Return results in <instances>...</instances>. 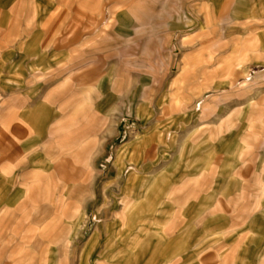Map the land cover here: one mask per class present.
Instances as JSON below:
<instances>
[{
	"label": "rangeland",
	"instance_id": "1",
	"mask_svg": "<svg viewBox=\"0 0 264 264\" xmlns=\"http://www.w3.org/2000/svg\"><path fill=\"white\" fill-rule=\"evenodd\" d=\"M34 1L0 3V170L18 172L26 111L37 166L34 214L0 226V264H264V0H210L204 11V0H120L117 19L115 0H51L32 15ZM178 3L197 10L189 29ZM160 37L172 53L153 60ZM183 53L192 79L170 87ZM125 225L145 227L137 252L133 239L105 240L106 226Z\"/></svg>",
	"mask_w": 264,
	"mask_h": 264
},
{
	"label": "crops",
	"instance_id": "2",
	"mask_svg": "<svg viewBox=\"0 0 264 264\" xmlns=\"http://www.w3.org/2000/svg\"><path fill=\"white\" fill-rule=\"evenodd\" d=\"M4 1V0H0V3ZM18 0H14V2H17ZM38 1V2H37ZM34 1V5L33 7H27V10L32 9L31 14L32 15H37L40 13V8H44L46 6H50V2L51 0H48V2H44V3H40V0ZM143 1H149V2H153L150 0H139L138 2H143ZM119 2H123L120 0H115V6L114 11L110 10V18L115 17V19L117 18H121L122 14L118 13V9L120 8V5H118ZM155 3H158L160 9L158 11V14H168L163 12V10L167 11V8L164 7V4L162 2L159 1H155ZM120 4V3H119ZM211 1L210 0H204L202 1L201 5L198 8V11L201 10H206V9H210L211 7ZM119 7V8H118ZM176 8L178 9V17L177 20L178 22H180V27H187V29H189L190 27H192L195 24V15H196V8H194V5H188V7H183L181 6L179 3L176 4ZM187 8V9H185ZM184 10H186L188 13V18L183 16L181 17L180 11H183V15L186 14L184 12ZM190 12V13H189ZM141 16L146 17L148 19H151L156 12H151V11H140L139 12ZM191 15V16H190ZM171 17V14L168 16ZM119 26H126L127 23H123V22H119L118 23ZM150 29L154 27L153 24H149ZM166 32L165 35L168 37L170 40H174L172 33H173V29H171L168 25V23H166ZM177 28V27H175ZM171 29V30H170ZM120 35V34H119ZM194 33L191 32L189 34H180V37L178 39L177 42V46L179 48H184V47H189L191 42H193V37ZM122 36V35H121ZM123 37L125 38L124 40L126 41L127 36L123 35ZM165 37V36H164ZM164 37H160L157 47L154 49L153 52V60H156L157 57L159 56V54L161 52L164 53H168L169 55L172 53V49L170 47L166 46V43H164L165 38ZM168 39V40H169ZM116 56H119V52H117ZM186 54L183 53L182 54V64L178 65V67L176 66L175 69V77L171 80L169 86L170 87H174L177 86L179 83H183L185 81H188V79H192L189 78V76L187 77L186 73L187 70L185 68L186 65H188L187 60L185 59ZM139 63V62H138ZM142 64V61L140 62ZM111 71L109 69L106 70V76L108 77L109 73ZM49 73H44L42 75H40L39 77V81L43 82L47 79V75ZM206 78V77H205ZM204 78V82L205 84L203 85L204 90L205 89H209V83L207 82L208 78L205 79ZM104 83V80L100 79V78H96V87L94 86L95 90H99L100 86ZM247 104L244 106V108L249 107L250 103L246 102ZM24 115V119L22 120V122L17 123L16 124V132L14 133V140H13V145L16 144V146L20 147V154L18 155V165L16 167V169H18V172L16 173V171H12L9 172L8 169H1L0 170V226L2 227H7V226H11V227H17L21 225V222H19V220L21 219H28L29 216H31L32 214H34L33 209L35 208L34 206H31L29 204V201H31L32 198L29 197V195L31 194V190L32 188L35 186V170L37 169V166H35V164L32 162L33 160V156H34V151H35V146H33V144H31L30 140H29V135H30V123L29 121L31 120V116L29 115V113L26 111L25 113H23ZM72 134V133H71ZM68 134L62 135L60 137H68ZM81 135V134H79ZM70 136V135H69ZM82 139H84L85 137L81 136ZM62 141L59 142V144H57L54 148L56 150H60V152H64L63 149V144H61ZM70 143L71 144H75V141L73 139V137H71L70 139ZM81 147L85 148L86 145H84L83 142L80 143ZM46 146V145H45ZM82 148V149H83ZM94 148V147H93ZM52 146L48 147V151L50 152L49 155H51L52 153ZM94 154V152H93ZM49 158H47V162ZM119 160V159H118ZM115 163V162H114ZM60 164V167H64L66 168V163L62 162ZM118 165V164H117ZM40 168V167H39ZM80 169V168H78ZM16 179V183L17 185L20 187L18 189V191L15 194H10V187L11 184L14 183ZM130 178H127V180H129ZM79 180H81V178H79ZM93 180V177H92ZM94 180L91 183L93 188H94ZM126 186H128L127 181H126ZM138 185H132L130 186V193L132 191V189L136 188ZM145 192L143 189V192L136 197L135 199H133L132 201L135 200H140V201H145ZM131 200V199H130ZM22 202V207L23 208H18V205L15 204L14 202ZM142 207V206H141ZM144 208L146 209V207H142L141 212L139 213V217L145 219V214H146V210L144 211ZM33 225L30 227H26L27 230H31V232H33L32 234V238H34V240L36 241V231H35V221L32 222ZM32 228V229H31ZM144 225H125L122 228L121 227H114V226H106V234H105V240L108 239V243L112 246V245H121V244H126V242L128 243L130 240H134L135 242V250L134 252L139 248L140 245V240H141V236L144 232ZM45 231L42 232V234H44ZM112 234H119L120 236V240H115V241H111V237L110 235ZM98 232L95 231L90 238L87 240L86 244L84 245V247L82 248L81 252H80V256L81 257H90L91 252L93 250V248L97 245L98 243ZM108 235V236H106ZM137 248V249H136ZM125 251V250H124ZM138 251V250H137ZM136 251V252H137ZM133 252V253H134ZM122 256H121V261H129L131 260L134 256L129 252H122ZM79 256V259H80ZM103 259H105L104 253L102 254ZM110 257V256H109ZM103 260H99L97 261L96 264H103L102 262ZM112 264V263H110Z\"/></svg>",
	"mask_w": 264,
	"mask_h": 264
}]
</instances>
